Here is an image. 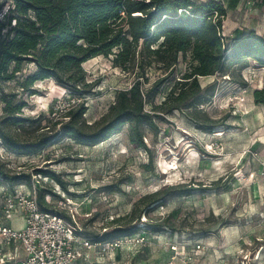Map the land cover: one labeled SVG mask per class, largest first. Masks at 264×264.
I'll list each match as a JSON object with an SVG mask.
<instances>
[{
	"label": "rangeland",
	"instance_id": "374dc122",
	"mask_svg": "<svg viewBox=\"0 0 264 264\" xmlns=\"http://www.w3.org/2000/svg\"><path fill=\"white\" fill-rule=\"evenodd\" d=\"M220 1L228 6L230 0ZM247 1L240 0L228 9L223 26L227 37L234 36L237 29L264 32V1ZM180 59L168 76L160 67L147 70L146 89L169 77L159 88L156 104L186 71L188 65ZM83 67L87 81L96 82L92 91L81 97L53 78L39 80L34 84L38 93L25 94L23 114L41 116V122L12 129L23 139L35 137L51 121L68 120L66 112L81 102L88 106L86 123L98 124L110 111L117 92L130 88L138 76L103 55L86 61ZM35 69L33 64H25L20 75ZM200 82L203 87L213 85L214 96L210 105L197 112L198 122L190 120L186 108L161 113L156 117L158 133L145 131L148 149L131 143L129 123L93 146L64 138L39 152L16 153L3 147L0 139L1 162L14 173L31 177L30 182L10 183L11 192L53 188L59 196L47 194L46 200L55 210L76 213L88 238L103 237L117 218L124 217L127 226H140L130 236L131 242L111 251L98 264H264V105L253 98L254 90L262 86V72L258 63L249 60L244 69L234 65L229 74L202 76ZM4 85L7 92L19 89L15 81ZM146 108L150 110L151 104ZM211 119L219 124L211 131L202 128ZM44 170L58 172L68 191L39 172ZM180 185L193 187L192 194L183 196L177 190L147 215L142 210L138 219V213H133L146 194ZM88 254L94 259L97 251Z\"/></svg>",
	"mask_w": 264,
	"mask_h": 264
},
{
	"label": "trees",
	"instance_id": "16d2710c",
	"mask_svg": "<svg viewBox=\"0 0 264 264\" xmlns=\"http://www.w3.org/2000/svg\"><path fill=\"white\" fill-rule=\"evenodd\" d=\"M239 1L230 0L226 6L220 0H16L17 8L12 15L17 18V25L3 35L4 24L0 22V139L3 147L9 152L34 153L64 138L93 146L129 123L131 143L148 149L145 131L158 133L156 117L161 113L171 114L186 108L190 120L198 122L197 112L206 104L210 105L214 96V86L203 87L202 76L227 75L234 65L246 68L249 60L264 67V32L237 29L234 36L223 35L228 9L236 7ZM99 55L112 57L115 66L138 75L130 88L117 92L114 104L101 122L86 123L84 114L88 106L81 102L66 112L68 120L51 121L35 137L23 139L12 129L17 125L25 126L26 122H41V116L23 114L27 105L25 94L38 93L34 84L39 80L53 78L72 95L81 97L92 91L96 82L87 81L83 64ZM181 57L188 65L186 71L174 79L165 99L156 104L160 86L175 72ZM25 64H33L36 69L20 75ZM153 66L163 69L167 76L146 89L147 70ZM10 81L17 83V91H6L4 84ZM253 95L256 104L264 105V76L262 87L256 88ZM147 104H151L150 110ZM215 124H219L218 121L211 119L210 124L202 128L211 131ZM39 172L68 191L58 172ZM0 178L9 185L30 182L31 177L14 173L0 160ZM177 190L187 196L194 188L165 186L143 196L135 204L133 213H138V219L142 210L147 215ZM47 194L59 196L53 188L40 187L37 198L41 209L68 218L64 210H55L53 203L46 200ZM123 220L124 217L114 219V227L107 229L103 237L90 238L96 242L139 232L138 224L130 227Z\"/></svg>",
	"mask_w": 264,
	"mask_h": 264
},
{
	"label": "built area",
	"instance_id": "2783aa9c",
	"mask_svg": "<svg viewBox=\"0 0 264 264\" xmlns=\"http://www.w3.org/2000/svg\"><path fill=\"white\" fill-rule=\"evenodd\" d=\"M16 8V0L0 2L3 35L8 33L13 25H17V18L12 15ZM259 70L262 72L263 82L264 67H259ZM244 92L247 90L244 89ZM2 183L6 184L0 178V264H76L83 258L87 264H98L111 251L132 240L130 236H125L95 242L83 233L73 211H70L67 218L43 210L35 188L11 192L9 185ZM17 211L23 215L24 226L17 228L5 224L4 220ZM21 249L24 251L23 256L19 255ZM89 251H97L96 258L90 257Z\"/></svg>",
	"mask_w": 264,
	"mask_h": 264
},
{
	"label": "crops",
	"instance_id": "0c3cea01",
	"mask_svg": "<svg viewBox=\"0 0 264 264\" xmlns=\"http://www.w3.org/2000/svg\"><path fill=\"white\" fill-rule=\"evenodd\" d=\"M263 30H264V28H263ZM259 33H261V32H259ZM0 209H1V206H0ZM4 223L8 224L10 226H13V227L21 228L24 226L23 215L20 211H17L11 217H9L8 219H5ZM20 251L21 252H19V255L23 256L24 251H22V249ZM90 252H92V251H90ZM93 253H95V252H93ZM90 257H91V255H90ZM76 264H87V261L83 258V259L78 260Z\"/></svg>",
	"mask_w": 264,
	"mask_h": 264
}]
</instances>
